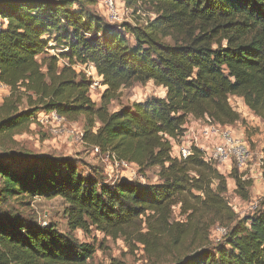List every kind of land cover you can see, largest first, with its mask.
<instances>
[{"label": "trees", "instance_id": "1", "mask_svg": "<svg viewBox=\"0 0 264 264\" xmlns=\"http://www.w3.org/2000/svg\"><path fill=\"white\" fill-rule=\"evenodd\" d=\"M98 1L0 0V83L10 89L0 104V204L61 198L70 230L0 213V264H93L96 246L73 236L93 229L140 244L157 261L176 257L167 264H264V207L240 218L225 196L227 176L198 153L186 160L171 154L189 117L230 128L243 122L230 97L264 122V0H123L154 14L123 32L87 11ZM53 35L66 65L47 55ZM87 64L106 86L100 106L90 97L92 79L74 68ZM151 81L165 98L109 111L122 89ZM41 113L84 117L88 145L140 173L159 168L160 182L107 185L67 158L19 151L15 136ZM229 177L249 201L252 181L236 169ZM175 207L183 220L174 219ZM217 225L227 234L213 243Z\"/></svg>", "mask_w": 264, "mask_h": 264}, {"label": "rangeland", "instance_id": "2", "mask_svg": "<svg viewBox=\"0 0 264 264\" xmlns=\"http://www.w3.org/2000/svg\"><path fill=\"white\" fill-rule=\"evenodd\" d=\"M104 1L99 0L95 5H88L87 11L98 15L105 26L114 27L117 31L123 32L121 28L125 24H145L154 17V14L149 12L134 13L123 0H116L115 10L111 11ZM126 36L129 43L133 45L132 36L129 34ZM55 38V35L50 38L51 48L47 55L58 56L60 65H66L68 61L60 58L64 49L56 44ZM45 57L42 55L39 60L42 61ZM74 68L92 79L90 97L100 106L106 90L102 78L98 76L96 70L86 65H75ZM4 97L3 95L0 97V103L3 102ZM153 97L165 98L166 90L156 86L153 81L145 84L137 83L131 88L122 89L118 98L111 101L109 111L116 112L125 106L145 102ZM230 104L243 119V122L232 126V130L244 138L254 155L250 169L243 174L245 180L253 183L249 201L237 195L234 179L226 175L229 185L226 199L239 217L243 218L253 212L254 205H257V208L264 207V122L244 104L242 99L230 97ZM203 122L207 124L210 120L205 119ZM84 124V117H80L77 121H67L53 116V113H41L28 131L15 136L14 139L17 142L15 148L39 157L67 158L76 164L81 175L93 178L98 183L112 185L127 180L146 185L160 182L159 168H151L140 173L136 165H129V167L118 165L107 153H96L94 147L84 141ZM9 163L15 166L20 165L18 162L10 161ZM66 209L67 204L61 198L38 197L34 200H11L0 204V213L4 215H19L28 222L33 221L40 225L54 224L62 233L70 232ZM174 219L183 220L179 207L174 208ZM222 229L223 227L218 225L212 229L213 243H218L223 238ZM73 236L82 243L96 246L97 252L93 264H167L176 259L175 256H167L157 261L155 257L149 256L144 251L142 245H129L124 239L114 241L95 229L91 230L90 234L78 230L73 233Z\"/></svg>", "mask_w": 264, "mask_h": 264}, {"label": "built area", "instance_id": "3", "mask_svg": "<svg viewBox=\"0 0 264 264\" xmlns=\"http://www.w3.org/2000/svg\"><path fill=\"white\" fill-rule=\"evenodd\" d=\"M104 3L111 11L115 10L116 0H105ZM142 12L140 10L137 13L142 14ZM4 23L6 20L0 17V30ZM86 66L96 70L92 64ZM2 87L6 88L7 86L0 83V88ZM53 116L59 118L56 113H53ZM192 118L194 117L188 118L184 133L172 141V157L178 160H186L198 153L205 164L217 169L221 174L230 175L236 169L245 180L243 174L250 169L254 155L244 138L237 135L230 127H222L211 121L206 124L203 120L195 118L192 120ZM94 151L101 153L97 147H94ZM107 154L118 165L125 167L134 165L120 161L115 154ZM256 208L257 205H254L252 210L254 211ZM222 233L225 236L227 229L223 228Z\"/></svg>", "mask_w": 264, "mask_h": 264}, {"label": "crops", "instance_id": "4", "mask_svg": "<svg viewBox=\"0 0 264 264\" xmlns=\"http://www.w3.org/2000/svg\"><path fill=\"white\" fill-rule=\"evenodd\" d=\"M10 89L8 87L4 88H0V97L3 95L5 96L4 98L8 97L10 95ZM1 104V103H0Z\"/></svg>", "mask_w": 264, "mask_h": 264}]
</instances>
